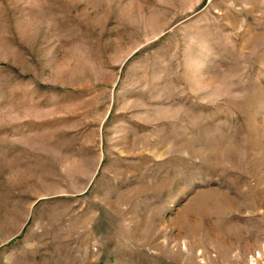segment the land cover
<instances>
[{
  "label": "rangeland",
  "instance_id": "rangeland-1",
  "mask_svg": "<svg viewBox=\"0 0 264 264\" xmlns=\"http://www.w3.org/2000/svg\"><path fill=\"white\" fill-rule=\"evenodd\" d=\"M0 264H264V0H0Z\"/></svg>",
  "mask_w": 264,
  "mask_h": 264
},
{
  "label": "bare ground",
  "instance_id": "bare-ground-1",
  "mask_svg": "<svg viewBox=\"0 0 264 264\" xmlns=\"http://www.w3.org/2000/svg\"><path fill=\"white\" fill-rule=\"evenodd\" d=\"M218 199V198H217ZM224 201V200H223ZM238 234L236 232H233V235L231 236V238H234V237H237ZM259 238V237H258ZM239 239V238H238ZM225 243L227 244V247L226 248H220V250L218 251L219 252V256H223L221 258H223L224 260L226 261H231L233 258H231V252H232V249H233V245L230 243H228L227 241H225ZM249 244H247V248H244V249H248ZM251 247V246H250ZM229 255V256H228ZM244 255V253H241L240 255V258H243L242 256ZM236 258V257H235ZM234 258V259H235Z\"/></svg>",
  "mask_w": 264,
  "mask_h": 264
}]
</instances>
